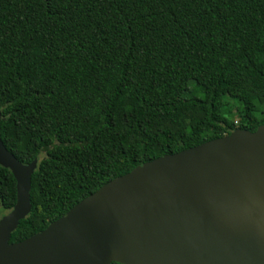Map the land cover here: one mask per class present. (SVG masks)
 Returning <instances> with one entry per match:
<instances>
[{
  "label": "trees",
  "instance_id": "16d2710c",
  "mask_svg": "<svg viewBox=\"0 0 264 264\" xmlns=\"http://www.w3.org/2000/svg\"><path fill=\"white\" fill-rule=\"evenodd\" d=\"M261 124L264 0H0V138L37 159L10 243L143 162ZM15 185L0 165V217Z\"/></svg>",
  "mask_w": 264,
  "mask_h": 264
},
{
  "label": "water",
  "instance_id": "95a60500",
  "mask_svg": "<svg viewBox=\"0 0 264 264\" xmlns=\"http://www.w3.org/2000/svg\"><path fill=\"white\" fill-rule=\"evenodd\" d=\"M0 165L16 182L0 264H264V124L143 162L14 243L37 159L20 162L0 138Z\"/></svg>",
  "mask_w": 264,
  "mask_h": 264
},
{
  "label": "rangeland",
  "instance_id": "374dc122",
  "mask_svg": "<svg viewBox=\"0 0 264 264\" xmlns=\"http://www.w3.org/2000/svg\"><path fill=\"white\" fill-rule=\"evenodd\" d=\"M234 119H236V117H234Z\"/></svg>",
  "mask_w": 264,
  "mask_h": 264
}]
</instances>
